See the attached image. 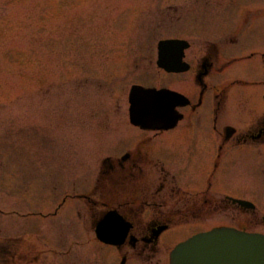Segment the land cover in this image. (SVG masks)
I'll return each mask as SVG.
<instances>
[{
	"label": "rangeland",
	"instance_id": "374dc122",
	"mask_svg": "<svg viewBox=\"0 0 264 264\" xmlns=\"http://www.w3.org/2000/svg\"><path fill=\"white\" fill-rule=\"evenodd\" d=\"M236 11L247 26L232 37ZM263 16L264 0H0V264H20V256L34 264L41 254L55 264L58 252L66 264H91L90 222L83 226L69 212L73 201L61 199L83 189L105 154L126 146L134 129L127 93L132 83H157L156 43L184 38L194 42L192 56L200 43L221 49L231 40L234 57L258 61ZM212 26L224 29L215 34ZM250 182L260 219L264 183L253 175ZM113 189H103L105 199L117 197ZM56 207L63 218L51 216ZM195 217L220 221L190 222ZM40 231L44 252L20 245ZM96 248L98 257L113 253Z\"/></svg>",
	"mask_w": 264,
	"mask_h": 264
},
{
	"label": "flooded vegetation",
	"instance_id": "af4514ba",
	"mask_svg": "<svg viewBox=\"0 0 264 264\" xmlns=\"http://www.w3.org/2000/svg\"><path fill=\"white\" fill-rule=\"evenodd\" d=\"M223 45L200 43L185 59L186 71L158 78L159 88L174 89L188 101L176 107L182 118L173 129L134 127L126 146L105 155L94 177L69 196L91 221L115 210L129 223L124 242L108 246L113 253L102 257L96 248L102 243L85 233L95 241L92 264H169L173 246L199 231L264 229L255 209L232 200H250L248 175L264 172V53L258 63L250 64L249 57L240 63L232 60L233 41ZM108 187L115 188L116 198H104ZM191 215H216L220 221L209 225L195 217L190 222ZM34 240L20 245L33 249L41 243L37 234ZM19 262L28 264V257Z\"/></svg>",
	"mask_w": 264,
	"mask_h": 264
},
{
	"label": "water",
	"instance_id": "95a60500",
	"mask_svg": "<svg viewBox=\"0 0 264 264\" xmlns=\"http://www.w3.org/2000/svg\"><path fill=\"white\" fill-rule=\"evenodd\" d=\"M160 51L163 54V61L166 67H170V61H175L174 63H178L181 57V53H177L181 49V45L173 41H166L160 43ZM170 69V68H167ZM168 95V92L165 90L156 91L155 89H145L143 87L135 86L131 91V100L136 101L134 104H137L136 110H134L133 115L135 113V117L139 115V117L144 121H147L145 114H153L150 119L160 118V114L163 113L162 108L167 107L171 108V102L161 103L158 98ZM138 102V103H137ZM140 122V121H139ZM211 238L207 237H197L193 240H190L184 246H180L177 250L176 257L178 258V263L180 264H221L220 260H216L215 256L219 254V250L223 248H218L212 242H210ZM239 244L241 257L239 260L240 264H264V240L261 238H257L255 236L248 237L245 235L239 236ZM228 249V248H226ZM223 260H230V254L225 252L222 254ZM222 264H225L223 262Z\"/></svg>",
	"mask_w": 264,
	"mask_h": 264
}]
</instances>
